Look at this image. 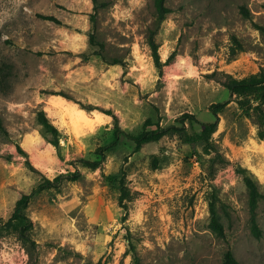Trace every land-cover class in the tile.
Instances as JSON below:
<instances>
[{"label":"rangeland","instance_id":"374dc122","mask_svg":"<svg viewBox=\"0 0 264 264\" xmlns=\"http://www.w3.org/2000/svg\"><path fill=\"white\" fill-rule=\"evenodd\" d=\"M100 1L108 3L96 30L106 59L87 60L93 0H0V68L10 66L11 86L0 91L5 220L23 195L75 172L80 159H97L118 127L137 135L148 119L168 127L189 113L198 120H187L189 132L200 133L215 120L211 105L231 100L227 74L242 79L264 70V37L241 14L247 6L264 24V0H167L171 13L158 27L154 0ZM233 36L244 45L234 59ZM115 59L121 63L111 64ZM41 110L60 131L58 146L38 121ZM219 118L211 154L178 136L140 151L122 137L100 168L79 166V180L37 193L27 211L35 253L8 233L0 236V264H132L131 242L144 264H223L228 249L242 264H264V199L257 238L240 173L251 172L264 195V141L236 101ZM109 176L126 180L132 201L121 203L120 183ZM212 201L223 237L210 227Z\"/></svg>","mask_w":264,"mask_h":264},{"label":"trees","instance_id":"16d2710c","mask_svg":"<svg viewBox=\"0 0 264 264\" xmlns=\"http://www.w3.org/2000/svg\"><path fill=\"white\" fill-rule=\"evenodd\" d=\"M94 3V13L91 14L90 20L92 24V32L90 33V54L85 53V59H89L91 56H98L106 59L105 51L106 44L98 39L96 34L98 13L101 8L108 5L107 2H101L100 0H93ZM155 5V18L157 27L167 18V15L171 13V9L167 6V0H154ZM241 14L243 17L249 19L254 28L258 30L264 37V24L256 22L253 18L251 10L247 6H241ZM39 17L54 21L57 24H61V21L55 16H49L44 14H38ZM148 43L152 50V56L154 63L159 70L160 74L163 73L165 63L162 61L160 55V44L156 39V31H151ZM232 57L233 59L240 53L244 51V45L242 41L237 37H232ZM111 64H119L120 60H111ZM8 71V72H7ZM10 66L5 64L0 68V91L8 92L11 88L10 86ZM224 87L230 92L231 100L219 102L212 104L210 110L215 116V120L212 122H207L202 124V129L200 133H191L187 127V120L198 121L196 116L193 114H183L176 120L175 124L168 127H161L160 124H154L151 119H148L144 125V129L137 135L128 134L127 132L121 130L119 127L116 129L114 138L106 144L100 147L96 154L97 159L88 160L80 159L77 164L74 163L76 168L75 172H70L69 174H63L56 178L55 181L47 180L40 184L36 189H34L30 194L23 195L16 203V207L12 215L5 220L0 217V236L3 237L5 234L12 233L15 234L18 239L26 246L32 253H35L37 249V243L32 238V231L34 228V223L28 216V208L33 197L46 189L58 188L63 181H77L81 177L79 172V166L83 168H89L96 170L102 166L106 160L107 153L109 151L115 150L121 142L122 137L130 139L135 144V151H140L145 146L162 141L168 136H178L181 140L186 143H199L205 148L207 154H211L212 151H216L213 148L212 137L214 133L218 130L221 114L229 105L231 101H236L242 110L243 114L249 118H252L257 126L258 138L264 141V70L257 73L251 74L245 78L239 79L232 75L227 74L225 80L223 81ZM61 95H65L64 92H59ZM38 121L45 128V130L51 134L55 140L53 144L55 146L59 145L58 138L60 131L56 125L52 123L46 111L41 110L38 113ZM2 123V117L0 114V125ZM158 160H154V168H157ZM243 173V181L248 188L250 199L249 206L251 212V228L255 237H262V229L260 228L258 220V208L264 195L262 194L259 183L255 176L245 169H240V173ZM110 181H119L120 183V200L121 203L124 201H132L133 197L130 194L129 189L126 186V180L124 178H119V176H109ZM126 207V204H124ZM210 227L217 233L218 236L223 237L225 234L224 226L219 221V216L215 202L212 201L210 204ZM129 253H131L133 258L132 264H144L139 257L136 248L132 242L130 243ZM223 264H242L234 255L231 249H228L224 255Z\"/></svg>","mask_w":264,"mask_h":264},{"label":"bare ground","instance_id":"6f19581e","mask_svg":"<svg viewBox=\"0 0 264 264\" xmlns=\"http://www.w3.org/2000/svg\"><path fill=\"white\" fill-rule=\"evenodd\" d=\"M56 108V107H55Z\"/></svg>","mask_w":264,"mask_h":264}]
</instances>
